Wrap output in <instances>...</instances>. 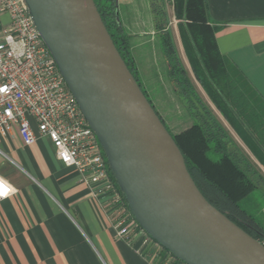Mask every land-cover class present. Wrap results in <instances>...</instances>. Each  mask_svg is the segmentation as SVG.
<instances>
[{
  "label": "crops",
  "instance_id": "obj_1",
  "mask_svg": "<svg viewBox=\"0 0 264 264\" xmlns=\"http://www.w3.org/2000/svg\"><path fill=\"white\" fill-rule=\"evenodd\" d=\"M165 1L167 28L194 94L264 172V0H205L218 51L209 67L215 78L206 83L185 51L173 0ZM117 15L147 98L171 132L188 126L192 117L170 79L150 0H117ZM0 149L19 166L0 158V177L16 190L0 198V264H180L168 252L164 258L156 242H143L137 228L119 236L116 222L126 207L94 198L47 138L24 146L11 133L0 136Z\"/></svg>",
  "mask_w": 264,
  "mask_h": 264
},
{
  "label": "water",
  "instance_id": "obj_2",
  "mask_svg": "<svg viewBox=\"0 0 264 264\" xmlns=\"http://www.w3.org/2000/svg\"><path fill=\"white\" fill-rule=\"evenodd\" d=\"M139 227L183 264H264V245L202 195L94 0H25Z\"/></svg>",
  "mask_w": 264,
  "mask_h": 264
},
{
  "label": "built area",
  "instance_id": "obj_3",
  "mask_svg": "<svg viewBox=\"0 0 264 264\" xmlns=\"http://www.w3.org/2000/svg\"><path fill=\"white\" fill-rule=\"evenodd\" d=\"M11 133L24 146L47 138L56 158L74 168L77 180L94 198L122 206L96 134L36 29L25 0H0V136ZM0 157L18 166L1 149ZM15 192L0 177V198ZM116 227L119 236L137 228L143 242L152 240L127 210L119 214Z\"/></svg>",
  "mask_w": 264,
  "mask_h": 264
},
{
  "label": "trees",
  "instance_id": "obj_4",
  "mask_svg": "<svg viewBox=\"0 0 264 264\" xmlns=\"http://www.w3.org/2000/svg\"><path fill=\"white\" fill-rule=\"evenodd\" d=\"M165 2V0H150L153 18L160 32L165 57L168 60L170 79L177 94L183 99L192 121L179 131L171 132L159 117L179 147L186 168L202 195L230 220L264 245V226L257 223L251 214L239 206L241 200L264 184V179L194 94L176 56L167 28ZM94 3L118 52L139 84L128 49L127 35L118 21L117 0H94ZM173 8L192 68L197 77L206 83L209 81L208 78H215L209 67L218 56L214 40L216 27L208 23L206 1L173 0ZM210 72L211 75H208ZM139 86L142 89L140 84ZM142 91L146 96L143 89ZM262 146L264 148V143ZM107 168L123 199V204L134 219L108 163ZM162 249L167 252L166 249ZM177 262L183 264L179 260Z\"/></svg>",
  "mask_w": 264,
  "mask_h": 264
},
{
  "label": "rangeland",
  "instance_id": "obj_5",
  "mask_svg": "<svg viewBox=\"0 0 264 264\" xmlns=\"http://www.w3.org/2000/svg\"><path fill=\"white\" fill-rule=\"evenodd\" d=\"M3 20H7V15L3 16ZM156 109L159 110L158 107H156ZM256 171L264 179V172L261 171L260 169ZM122 205L125 206L124 204ZM239 206L245 211H247L249 214H251L256 221L260 222L264 226V184L255 188L251 192V194H249L246 198L241 200L239 202ZM149 241L150 240H148V242ZM161 255H163L164 258L167 257V253L164 251L161 252ZM161 261H163V259H161Z\"/></svg>",
  "mask_w": 264,
  "mask_h": 264
}]
</instances>
